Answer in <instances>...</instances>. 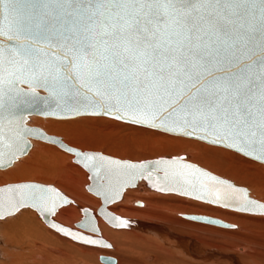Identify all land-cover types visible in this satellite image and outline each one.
Wrapping results in <instances>:
<instances>
[{"label": "snow or ice", "instance_id": "obj_1", "mask_svg": "<svg viewBox=\"0 0 264 264\" xmlns=\"http://www.w3.org/2000/svg\"><path fill=\"white\" fill-rule=\"evenodd\" d=\"M0 38V166L26 153L27 137L37 130L19 110L41 100L55 107L38 114L110 116L264 162V0H0ZM75 155L93 173L105 204L142 178L159 191L264 213V203L246 189L181 158L130 163ZM61 203L66 197L40 183L0 187V214L32 207L47 216ZM83 211L80 227L98 232L91 212Z\"/></svg>", "mask_w": 264, "mask_h": 264}, {"label": "bare ground", "instance_id": "obj_2", "mask_svg": "<svg viewBox=\"0 0 264 264\" xmlns=\"http://www.w3.org/2000/svg\"><path fill=\"white\" fill-rule=\"evenodd\" d=\"M40 118L32 116L28 124L59 136L68 145L81 150L101 152L100 149L106 145L113 146V150L106 146L109 150L101 153L119 159L129 158L130 161L185 154L188 161L238 185L248 186L250 195L264 203V164L253 159L251 161L250 158L244 159L238 153L220 146L206 145L192 138H179V135L174 137V134L169 136L142 127L138 128L139 137H126L124 143L118 142L121 139L115 140L112 129L105 131V136L99 135L103 130L92 129L93 135L90 136L79 132L76 139L59 131L62 125L55 127L49 123L43 127ZM105 122L111 128L131 126L109 118ZM73 124L75 121L72 123L68 120L64 127L75 131ZM46 143L31 140L32 146L26 158L23 156L11 168L0 170V185L19 180L54 185L64 194L67 193L73 202L60 207L53 215V220L79 230L75 224L82 217L80 208L88 207L93 211L99 235L111 247H95L73 241L45 225L36 210L23 208L0 220V264H264V215L207 207L200 201L151 191L139 184L128 188L120 200L105 205L109 212L126 221L135 220V224L130 227H112L97 212L102 206L100 199L86 189L90 183L87 170L74 164L73 154ZM143 143L146 148L140 153L137 150ZM23 177L27 179H20ZM12 179L13 182H8ZM183 214L214 217L230 226L193 221L184 218ZM101 257L109 259L102 262Z\"/></svg>", "mask_w": 264, "mask_h": 264}, {"label": "water", "instance_id": "obj_3", "mask_svg": "<svg viewBox=\"0 0 264 264\" xmlns=\"http://www.w3.org/2000/svg\"><path fill=\"white\" fill-rule=\"evenodd\" d=\"M0 40H2V38H0ZM38 92L40 94V96H45L46 93L43 89H38ZM55 105H51V106H46L44 104V102L41 100L39 102H37L36 104L32 105L31 107H26V106H21V109L19 110L20 112H23L26 116H27V126L30 127V128H34L37 130V132L33 133L32 135H29L27 137V140H28V144H29V147L27 148L26 150V153L24 155H21L19 158L25 156L28 154L29 150L31 149V140H40V141H43V142H47V143H51V144H54L56 146H58L60 149L68 152V153H71L73 154V159L72 161L76 164L77 163V157L75 155V151H80V152H88V153H95L97 154L98 156H103V157H106V158H110V159H115V160H121V161H127V162H130V163H142V162H149V161H157V160H162V159H172V158H181L182 159V162L184 163H190V164H193L197 167H199L200 169L204 170V171H207L209 173H211L212 175H215L217 178L219 179H222V180H225V181H228L229 183H231L232 185L238 187V188H242V189H246L247 190V193L249 195V198L250 199H253V200H256L258 203H263L262 201L252 197L250 195V192L249 190L247 189V187H244V186H241V185H238L236 184L235 182L227 179V178H224L222 176H219L217 174H214L213 172L209 171L208 169L202 167L201 165H198L196 163H193V162H190L186 159V155L185 154H181V155H174V156H170V157H165V156H162V157H158V158H152V159H147V160H141V161H130L128 159H119V158H115V157H112V156H109V155H105L101 152H94V151H87V150H81L79 148H76V147H72L70 145H68L67 143H65L59 136H54V135H51V134H48L44 129L38 127V126H33V125H29L28 122L30 120V118L32 116H38V117H42V118H52V119H70V118H75V117H79V116H68V115H64V114H60V115H57V116H51V115H42V114H38V113H41V112H44V111H48V110H51V109H54ZM30 113V114H29ZM81 116H93V115H81ZM99 117H107V118H111V119H114L113 117H110V116H99ZM116 120V119H115ZM121 122H125V121H121ZM125 123H128V124H133V125H137V124H134V123H130V122H125ZM137 126H141V125H137ZM142 127H147V128H151V129H154V130H157V131H161V132H165L163 131L162 129H156V128H152V127H148V126H142ZM40 133H43L45 136L47 137H53V138H57L58 140L62 141L63 142V146H61V144L59 143H52L49 139H44V138H40ZM165 133H168V132H165ZM168 134H174V135H179V136H183V137H188V138H192V139H197L199 141H203L205 143H208V144H211V145H216V146H220V147H224V148H227V149H230L228 147H226L225 145L223 144H213V143H210L208 141H205V140H201V139H198V138H195V137H189V136H185V135H182V134H177V133H168ZM71 148V149H74L75 151H69L68 149ZM230 150H233L235 152H237L236 150L234 149H230ZM238 153V152H237ZM242 155V154H241ZM244 156V155H243ZM246 157V156H245ZM18 158V159H19ZM247 158H250V159H253L259 163H262L264 164V162L262 161H258L254 158H251V157H247ZM18 159H16L10 166L8 167H4V166H0V170H3V169H7L9 167H11ZM80 165L81 167H83L85 170H87L88 172V178L90 180V183L88 185H86V189L89 193H91L92 195L98 197L102 203V206L101 208H103L106 212H107V216L105 215H102L101 214V208L99 207L98 209V213L102 216V218L107 222V224H109L110 226L112 227H118L120 228V226H117V222L116 221H113L109 219V217H119L117 215H114L113 213L109 212L105 205H108V204H112L114 203L115 201H118L121 199V195L128 189V188H134V187H137L139 184H142L143 186L147 187L148 189H150L151 191H155V192H159V193H163V194H175V195H178V196H182V197H185V198H189V199H192V200H197V201H200V202H203V203H209L211 205H215V206H219V207H222V208H226V209H230V210H234V211H238V212H241L237 209L236 206H224L222 203H212L208 198H205L203 200L201 199H197L195 197V195H184V194H181L179 191H159L157 188L153 187L152 184L149 183L148 180H145V179H138L134 182V186H129V187H126L122 190L120 196L118 198H115L114 200H112L111 202L105 204L104 202V198L100 195H97L96 193V186H97V181L93 179V173L90 172L87 168H85L82 164H78ZM98 165H99V162H98ZM101 175L103 176L104 173H103V170L101 171ZM156 175H159V176H163V171L161 170L159 173H154V177ZM21 182H35V183H40V184H43L45 186H48V187H53L55 189H57L64 197H66L68 203H61L57 210L62 207V206H65V205H68L69 203L73 202V200L68 197L66 194H64L60 189H58L57 187H55L54 185L52 184H44V183H41V182H37V181H21ZM104 184H107L108 183V179L105 178L103 181H102ZM13 183H17V182H13ZM113 183H115V179L113 178ZM9 184V183H7ZM6 184H3V185H0V187H4ZM135 204L137 205H143L141 202H135ZM26 208H32V207H26ZM23 209V208H21ZM20 209V210H21ZM34 209V208H32ZM83 209H88L92 216H93V211L88 208V207H81L80 208V212L82 214V217H81V220L76 223L75 225L79 228V230H75V229H72V228H69V227H66V226H63L59 223H57L56 221L53 220V214H50V215H42L40 214V212L37 210V209H34L37 211V213L39 214L40 217L43 218L44 220V223L45 225L53 228L54 230L58 231V228L62 227V228H68V229H71L73 232H77L81 235H85V236H92L93 238H100L102 239L106 244L110 245L104 238H102L100 235H99V230L98 232L96 233H93L91 232L90 229H87V228H81L80 227V222L84 220V217H85V213L83 211ZM56 210V211H57ZM15 213L17 212H14V213H9V214H0V220L1 219H4L8 216H11V215H14ZM243 213H251V214H261V215H264V213H261L259 211H256V212H243ZM184 218L186 219H190V220H193V221H200V222H203V223H207V224H211V225H215V226H222V227H228L230 226L229 223H226L220 219H217V218H214V217H209V216H205V215H186V214H183L182 215ZM120 218V217H119ZM122 220H125L124 218L121 217ZM126 221V220H125ZM96 223V222H95ZM53 224H55L57 227H53ZM135 224V220H129L127 221V225L126 226H123V227H130V226H133ZM97 226V225H96ZM59 233H61L62 235H64L62 232L58 231ZM98 235V236H97ZM67 236L68 238H70L71 240L73 241H76V242H79V243H82V244H85L81 241H77L75 239H73L71 236H68V235H65ZM86 245H89V244H86ZM89 246H95V247H102V248H109V247H106L104 245H89ZM109 258H103L101 257V260L102 262H105V261H108Z\"/></svg>", "mask_w": 264, "mask_h": 264}, {"label": "rangeland", "instance_id": "obj_4", "mask_svg": "<svg viewBox=\"0 0 264 264\" xmlns=\"http://www.w3.org/2000/svg\"><path fill=\"white\" fill-rule=\"evenodd\" d=\"M93 117V118H92ZM98 117V116H84V117H75V118H73V120H72V118H70V119H52V118H48V119H45V118H40L39 120H40V122L42 121L43 122V127L45 126V125H47V124H49V125H51V123L53 124V126H55V127H57V126H59V125H62V127H59L60 129H59V131H64V132H66L69 136H72L73 138H76L77 139V135L76 134H79V132H84V134L86 135V136H90V135H93V133L90 131V130H92V129H96V130H103L102 131V134H99V135H103V134H107V133H104L105 131H110L111 129H112V131L113 132H115V140H120L121 139V141H118V142H122V143H124V139L127 137H130V139H135V138H137V136L139 137V135H140V132L138 131V128L139 127H142V126H137V125H133V124H128V123H125V122H121V121H118V120H115V119H111V118H109V119H111V120H114V121H116V122H120V123H124V124H127V125H131V126H126L124 129L123 128H119V127H114V128H111L110 126H108L107 124H106V122H105V119H108L107 117H104L105 119H100L101 117H98V119H96V118ZM87 118V119H86ZM103 118V117H102ZM84 119V120H83ZM90 119V120H89ZM44 120V121H43ZM48 122H47V121ZM68 120L69 121H72V123H73V121H75V124H73L74 126H75V131H72L71 129L69 130V128H66V127H64L65 126V123H67L68 122ZM51 121V122H50ZM66 121V122H65ZM60 123V124H59ZM58 124V125H57ZM64 124V125H63ZM89 126V127H88ZM129 127H131V128H129ZM78 128H80V129H78ZM142 128H145V129H147V130H150V131H155V132H157V133H162V134H165V135H169V136H171V134H168V133H165V132H161V131H157V130H154V129H151V128H147V127H142ZM78 131H77V130ZM80 130V131H79ZM76 131H77V133H76ZM117 132V133H116ZM99 133H100V131H99ZM120 134H121V136H120ZM143 135V134H142ZM103 136H105V135H103ZM172 136H174V137H176V135H172ZM96 137H98V136H96ZM119 137V138H118ZM121 137V138H120ZM177 137H181V138H184V139H189V140H191V138H188V137H183V136H177ZM71 138V137H70ZM126 138V139H127ZM192 140H194V141H197V142H199V140H197V139H192ZM39 141V140H38ZM43 142V141H42ZM45 143V142H44ZM199 143H205V142H202V141H200ZM46 144H49V143H46ZM75 144H77V143H75ZM113 144V143H112ZM206 145H211V144H208V143H205ZM49 145H53V144H49ZM78 145V144H77ZM53 146H55V145H53ZM107 146V145H106ZM106 146L103 148V149H100L101 150V152H103L104 151V153L105 152H107V150H109L111 147H113V146H107L109 149H107L106 148ZM211 146H216V145H211ZM56 147V146H55ZM143 147V148H142ZM144 147H145V143H143V145L141 146L140 145V147L138 148V152H140V153H143L144 151H145V149H144ZM216 147H219V146H216ZM86 148V147H85ZM114 148V147H113ZM113 148H111V150H113ZM146 148V147H145ZM219 148H222V149H225V150H228V151H231V152H233V153H235V154H237V152H235V151H233V150H230V149H227V148H224V147H219ZM107 149V150H106ZM137 149V148H136ZM141 151H140V150ZM106 150V151H105ZM107 154V153H106ZM237 155H239L240 157H244V159H246L247 157H245V156H243V155H241L240 153H238ZM27 156H25L24 158H26ZM127 159H129V158H127ZM248 160H249V158H247ZM251 161H252V159H250ZM254 161V160H253ZM255 162H257V161H255ZM257 163H259V162H257ZM75 164V163H74ZM259 164H261V163H259ZM263 165V164H262ZM205 166V165H204ZM264 166V165H263ZM12 167V166H11ZM10 167V168H11ZM206 167V166H205ZM208 168V167H207ZM8 169V168H7ZM5 170V169H4ZM75 177H77L76 176V174H75ZM20 179H27V177H23V178H20ZM29 179V178H28ZM8 181V180H7ZM20 181V180H19ZM19 181H17V182H19ZM8 182H13V179L12 180H9ZM5 184V183H4ZM248 187V186H247ZM83 190H84V192H86L85 191V189L83 188ZM252 191V190H251ZM253 192V191H252ZM67 194V193H66ZM68 195V194H67ZM177 197V196H176ZM181 197V196H180ZM260 198V197H259ZM184 199H187V198H185L184 197ZM187 200H190V199H187ZM133 201H136V199H134ZM192 201V200H191ZM200 204H203V205H205V206H213V207H218V208H221V207H219V206H215V205H211V204H209V203H203V202H201ZM29 210H31V209H29ZM230 210V209H229ZM31 211H33V210H31ZM112 228V227H111ZM57 233V232H56ZM59 235V234H58ZM61 236V235H60ZM99 262V261H98ZM100 263V262H99Z\"/></svg>", "mask_w": 264, "mask_h": 264}]
</instances>
